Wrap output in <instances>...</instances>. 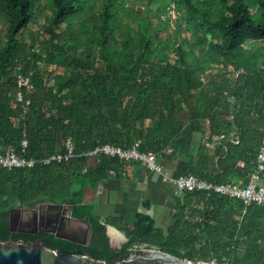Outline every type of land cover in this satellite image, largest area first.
Returning <instances> with one entry per match:
<instances>
[{
	"label": "trees",
	"instance_id": "trees-1",
	"mask_svg": "<svg viewBox=\"0 0 264 264\" xmlns=\"http://www.w3.org/2000/svg\"><path fill=\"white\" fill-rule=\"evenodd\" d=\"M38 1L0 0V153L12 146L37 160L0 165V238L42 236L52 248L109 263L148 243L193 261L264 264L256 202L187 189L167 229L145 212L133 224L104 219L88 191L125 159L80 155L104 143L182 154L190 126L202 141L184 174L216 183L237 175L246 184L264 138V0H45L43 21ZM19 73L33 84L23 100ZM69 138L77 155L45 162L67 152ZM45 201L71 204L75 222L89 227L88 243L11 229V209ZM107 224L129 238L121 248Z\"/></svg>",
	"mask_w": 264,
	"mask_h": 264
},
{
	"label": "crops",
	"instance_id": "crops-1",
	"mask_svg": "<svg viewBox=\"0 0 264 264\" xmlns=\"http://www.w3.org/2000/svg\"><path fill=\"white\" fill-rule=\"evenodd\" d=\"M201 141L202 133L189 126L183 139L184 153L169 149L166 155L159 156L166 173L150 169L140 160H123L96 188L90 187L88 195L94 202V210L104 219L114 216L130 224L134 223L138 212H145L155 219L156 225L167 229L174 221L176 197L183 196L171 181V176L184 174L191 164L198 162ZM191 146L195 149L187 153ZM231 181L244 184L243 178L237 175ZM202 206L196 207L201 209ZM254 212L264 219V202H256ZM244 213L243 209L240 219Z\"/></svg>",
	"mask_w": 264,
	"mask_h": 264
},
{
	"label": "built area",
	"instance_id": "built-area-1",
	"mask_svg": "<svg viewBox=\"0 0 264 264\" xmlns=\"http://www.w3.org/2000/svg\"><path fill=\"white\" fill-rule=\"evenodd\" d=\"M167 15L173 21L177 15L178 10L175 3H171L168 7ZM18 85L21 89L17 93V98L23 100L24 89L32 88L33 84L31 82V77L28 74L19 73L18 75ZM29 103V100H28ZM222 135L221 137H223ZM28 143L27 140L23 141L24 146ZM107 154L110 156H119L122 159L128 160H140L144 162L150 169L156 170L161 173H166L163 163L160 161L159 155L154 151H142L138 146L123 147L120 145H114L112 143H104L96 146L95 148L82 152L80 155H98ZM77 155L75 152V145L71 138L67 141V152L65 153H55L50 157L44 159L45 162L51 160H67L73 156ZM37 160L34 158H27L18 153L15 147H10L6 152L0 153V165L12 168L16 166H32ZM264 173V138L263 144L258 154L257 165L252 171L249 181L246 184H240L238 182H223L216 183L209 181L204 178H199L194 174H181L178 176H171V181L176 185L179 192H184L187 189H205L214 190L220 194H229L231 196L241 197L246 205H250L253 202H264V184L261 183L262 175ZM144 248L143 244L135 245L133 250H142ZM198 264H219L216 259L212 260H197Z\"/></svg>",
	"mask_w": 264,
	"mask_h": 264
},
{
	"label": "water",
	"instance_id": "water-1",
	"mask_svg": "<svg viewBox=\"0 0 264 264\" xmlns=\"http://www.w3.org/2000/svg\"><path fill=\"white\" fill-rule=\"evenodd\" d=\"M43 204L46 205V211L48 214H55L59 217L62 216L67 218V220L73 219L72 205L69 203L45 201ZM26 206L27 205H24L22 208ZM14 209L15 208L11 209V212ZM110 227L116 228L125 236V239L120 244H115L113 242L109 232ZM11 229L17 230L13 227L12 222ZM43 230L55 233L57 236L68 238L73 241L84 244L88 243V241H80L68 235L61 234L55 228H46ZM29 232L38 233L39 229ZM106 232L113 247L121 248L129 239L123 231L111 224H107ZM143 245L144 248L142 250H133L122 260L109 263L106 259L96 258L88 252L68 253L61 251L58 248H52L45 243V238L42 236L35 238L33 241H25L24 239L14 241L12 239L5 240L0 238V264H198L187 257H180L162 250L155 245L148 243H143Z\"/></svg>",
	"mask_w": 264,
	"mask_h": 264
},
{
	"label": "flooded vegetation",
	"instance_id": "flooded-vegetation-1",
	"mask_svg": "<svg viewBox=\"0 0 264 264\" xmlns=\"http://www.w3.org/2000/svg\"><path fill=\"white\" fill-rule=\"evenodd\" d=\"M46 209L43 202L27 205L24 208H15L10 214V221L17 230L29 232L35 229L44 231L43 229L46 228H55L59 233L74 239L89 241L90 230L88 226L86 229L82 225L70 229L69 224L72 220H67V218L55 214L50 215ZM83 238L86 240H83Z\"/></svg>",
	"mask_w": 264,
	"mask_h": 264
},
{
	"label": "rangeland",
	"instance_id": "rangeland-1",
	"mask_svg": "<svg viewBox=\"0 0 264 264\" xmlns=\"http://www.w3.org/2000/svg\"><path fill=\"white\" fill-rule=\"evenodd\" d=\"M45 0H40V1H38V4H42V17H41V21H43L44 20V18H45V15L46 14H48V12H50V9L49 8H46V7H44V5H43V2H44ZM187 34H190L189 32H187ZM248 46V45H247ZM43 65H44V67H46V68H53L54 69V66H49V64H47V63H43ZM53 78L51 77V80H52ZM261 183H262V179H261ZM67 211H68V209H67ZM72 221L70 222V224H69V228L71 229V228H73V227H76V226H79V225H82L85 229H86V227L88 226L86 223H84V222H75V220L74 219H71ZM14 227V226H13ZM14 228H16V227H14ZM83 240H86V239H84L83 238Z\"/></svg>",
	"mask_w": 264,
	"mask_h": 264
},
{
	"label": "bare ground",
	"instance_id": "bare-ground-1",
	"mask_svg": "<svg viewBox=\"0 0 264 264\" xmlns=\"http://www.w3.org/2000/svg\"><path fill=\"white\" fill-rule=\"evenodd\" d=\"M109 232L115 244H120L125 239V236L114 227H110Z\"/></svg>",
	"mask_w": 264,
	"mask_h": 264
}]
</instances>
